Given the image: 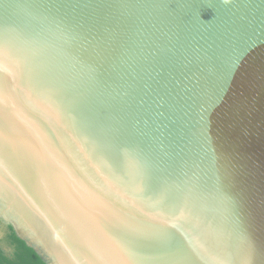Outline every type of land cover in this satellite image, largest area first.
<instances>
[{
	"label": "water",
	"instance_id": "1",
	"mask_svg": "<svg viewBox=\"0 0 264 264\" xmlns=\"http://www.w3.org/2000/svg\"><path fill=\"white\" fill-rule=\"evenodd\" d=\"M0 202L46 264H264V0H0Z\"/></svg>",
	"mask_w": 264,
	"mask_h": 264
},
{
	"label": "trees",
	"instance_id": "2",
	"mask_svg": "<svg viewBox=\"0 0 264 264\" xmlns=\"http://www.w3.org/2000/svg\"><path fill=\"white\" fill-rule=\"evenodd\" d=\"M0 264L46 263L17 236L11 225H7L3 229V238L0 242Z\"/></svg>",
	"mask_w": 264,
	"mask_h": 264
},
{
	"label": "flooded vegetation",
	"instance_id": "3",
	"mask_svg": "<svg viewBox=\"0 0 264 264\" xmlns=\"http://www.w3.org/2000/svg\"><path fill=\"white\" fill-rule=\"evenodd\" d=\"M4 204L0 202V219H1V222H0V242L3 238L4 227L7 225H11V226L13 225L15 227V224H16V226L18 227V229L20 230V232L24 235V237L26 239H28L30 242L37 243L34 241L33 236L28 233L27 229L25 228V225L23 223H20V221L16 217H14L10 212L5 211L6 205H4ZM13 218L15 219V221L13 220ZM14 222H15V224H14ZM32 239H33V241H32Z\"/></svg>",
	"mask_w": 264,
	"mask_h": 264
},
{
	"label": "clouds",
	"instance_id": "4",
	"mask_svg": "<svg viewBox=\"0 0 264 264\" xmlns=\"http://www.w3.org/2000/svg\"><path fill=\"white\" fill-rule=\"evenodd\" d=\"M232 2V0H223V3L225 4V5H228V4H230Z\"/></svg>",
	"mask_w": 264,
	"mask_h": 264
}]
</instances>
